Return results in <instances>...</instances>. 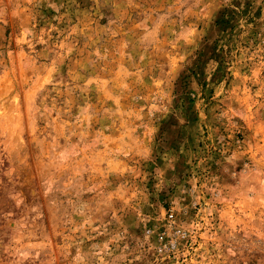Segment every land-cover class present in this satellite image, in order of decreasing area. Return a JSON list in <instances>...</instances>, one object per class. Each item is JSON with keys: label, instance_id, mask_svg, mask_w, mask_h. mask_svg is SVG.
I'll return each instance as SVG.
<instances>
[{"label": "rangeland", "instance_id": "rangeland-1", "mask_svg": "<svg viewBox=\"0 0 264 264\" xmlns=\"http://www.w3.org/2000/svg\"><path fill=\"white\" fill-rule=\"evenodd\" d=\"M0 264H264V0H0Z\"/></svg>", "mask_w": 264, "mask_h": 264}]
</instances>
